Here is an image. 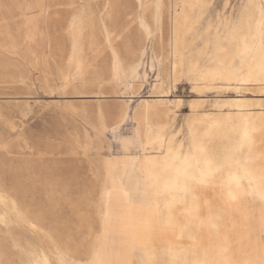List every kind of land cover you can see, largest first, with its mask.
I'll return each mask as SVG.
<instances>
[{"label":"rangeland","instance_id":"374dc122","mask_svg":"<svg viewBox=\"0 0 264 264\" xmlns=\"http://www.w3.org/2000/svg\"><path fill=\"white\" fill-rule=\"evenodd\" d=\"M171 3L0 0V264H149L125 225L185 168L204 264L264 259V0H198L176 65ZM168 88L171 116L146 113Z\"/></svg>","mask_w":264,"mask_h":264},{"label":"bare ground","instance_id":"6f19581e","mask_svg":"<svg viewBox=\"0 0 264 264\" xmlns=\"http://www.w3.org/2000/svg\"><path fill=\"white\" fill-rule=\"evenodd\" d=\"M197 1L183 0L182 4L186 7V12L183 18H180L179 11L177 10V0H172L169 9V19L172 56L175 59V65L181 62V54L176 49L183 27L181 19H186L188 12ZM179 102L180 99L173 96L170 88H168L161 90L153 98L144 100V107L146 113H152L163 119H167L171 116L173 108ZM141 167L146 172L148 171V164L141 165ZM205 175L202 171L200 175L196 176L188 168L175 173L168 192L160 197L153 196L152 205L146 209V220L138 219V221L128 222L125 225L128 243L132 248L140 250L149 264L156 263L160 245L167 247L169 250V260L173 264H182L184 258L192 264H204L208 260L204 243L209 240V237H205L202 234L203 224L199 219L201 217L199 212L200 207L195 200H187L189 188L185 185L190 180L201 179ZM160 201L162 204H160ZM218 226H221V224L215 220L213 224L209 223L207 227L205 226V230L210 233ZM222 239L224 240L225 238ZM227 247L228 244L224 243L216 249L215 255L211 259V264H236L233 254L226 252Z\"/></svg>","mask_w":264,"mask_h":264},{"label":"snow or ice","instance_id":"6c2138e0","mask_svg":"<svg viewBox=\"0 0 264 264\" xmlns=\"http://www.w3.org/2000/svg\"><path fill=\"white\" fill-rule=\"evenodd\" d=\"M261 15L264 16V9H262ZM262 39H264V33H262ZM261 76L264 77V64L261 65ZM262 83H264V81H262ZM181 155H182V148H181ZM176 159H180V157H176ZM184 159L186 160L187 157H184ZM226 162H227V159H226ZM261 198L264 199V193L261 194ZM59 264H68V262L65 261L63 258H61L59 260ZM71 264H77V262L72 261ZM83 264H114V262L111 260L95 259L91 261H84ZM260 264H264V259L260 261Z\"/></svg>","mask_w":264,"mask_h":264}]
</instances>
